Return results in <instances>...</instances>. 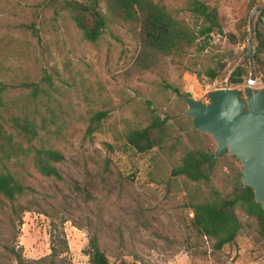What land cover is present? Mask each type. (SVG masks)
<instances>
[{
    "label": "rangeland",
    "instance_id": "1",
    "mask_svg": "<svg viewBox=\"0 0 264 264\" xmlns=\"http://www.w3.org/2000/svg\"><path fill=\"white\" fill-rule=\"evenodd\" d=\"M156 1L189 26L200 25L191 0ZM200 1L218 9L223 34L216 30L181 62L164 60L145 72L137 64L138 45L120 25L109 24L93 44L68 13L46 10L50 0H0V125L6 132L0 173L9 171L26 189L15 203L0 197V264H18L12 250L29 261L50 255L52 235L66 236L71 264H90L84 251L97 226L111 264H264L256 220L241 215L242 231L222 251L193 228V204L232 190L242 168L235 157L219 159L208 184L172 175L188 150L218 151L210 136L194 128L175 89L208 103L216 82L222 88L228 75L226 87L229 70L247 61L241 54L249 22L245 42L234 45L227 35L240 38L237 24L255 0ZM257 6L264 7V0ZM35 15L38 36L17 29L30 26ZM222 64L226 69L215 83L198 78ZM257 79L262 84L256 89H263L264 80ZM35 85L42 90L36 96ZM229 87L242 92L245 84ZM156 116L168 121L164 147L143 156L128 153L126 134ZM12 117L35 122L39 138L19 137L10 128ZM41 148L63 153L61 179L36 169L34 153Z\"/></svg>",
    "mask_w": 264,
    "mask_h": 264
},
{
    "label": "trees",
    "instance_id": "2",
    "mask_svg": "<svg viewBox=\"0 0 264 264\" xmlns=\"http://www.w3.org/2000/svg\"><path fill=\"white\" fill-rule=\"evenodd\" d=\"M256 5L253 1L237 24L240 38L234 34L227 37L236 45L247 39L249 16ZM105 9V11H104ZM190 11L198 19L200 25L192 27L184 20L175 16L161 1L156 0H50L46 10H53L55 14L66 12L70 15L83 38L93 44L98 43L109 24L124 27L131 38L139 47L137 64L145 72L158 69L164 60L181 62L192 55V52L202 47V40H206L216 30L223 34L218 9L209 6L200 0H191ZM38 16L29 26L21 24L17 29L31 32L38 36ZM264 13L258 20V46L256 50V78L264 80ZM204 43V42H203ZM226 69V64L218 68H209L199 74L203 75L213 84ZM251 78V70L247 61L239 66L229 77L230 86H240ZM42 91L39 85L33 88L36 96ZM175 93L179 96L191 97L190 94H181L178 89ZM10 128L19 137L28 142L39 138L40 128L27 118L12 117ZM168 121L160 116L154 117L150 124L143 129L131 131L125 136L124 148L128 153L137 156L148 155L154 150L164 147L168 135ZM5 129L0 125V155L1 142L5 139ZM10 139V138H9ZM65 157L59 150L41 148L35 150L34 165L38 172L47 177L61 179L58 165L64 162ZM220 163L215 153L204 149L188 150L182 159L181 165L172 172L173 177H185L194 183L208 184ZM239 174L232 190L215 191L202 202L193 204V228L200 238H207L213 242L217 251H222L226 246L233 244L244 227L241 215L254 219L259 225V232L264 238V211L256 204L254 191L245 188ZM25 187L9 171L0 173V197L15 203L25 194ZM25 213V212H23ZM52 253L42 259L29 261L19 252L12 250L18 264H71L67 259L69 244L66 236L52 235ZM89 257L90 264H111L101 248L100 229L94 228L90 236L88 248L84 251ZM121 264H137L122 262Z\"/></svg>",
    "mask_w": 264,
    "mask_h": 264
},
{
    "label": "water",
    "instance_id": "3",
    "mask_svg": "<svg viewBox=\"0 0 264 264\" xmlns=\"http://www.w3.org/2000/svg\"><path fill=\"white\" fill-rule=\"evenodd\" d=\"M262 13L264 7L254 8L248 45L241 54L249 61L251 78H256L258 19ZM208 97V103L184 97L188 106L185 115L192 119L197 131L213 139L218 149L216 159L228 155L240 162L243 186L253 189L256 204L264 211V88L246 87L241 92L227 84L225 88H215Z\"/></svg>",
    "mask_w": 264,
    "mask_h": 264
},
{
    "label": "built area",
    "instance_id": "4",
    "mask_svg": "<svg viewBox=\"0 0 264 264\" xmlns=\"http://www.w3.org/2000/svg\"><path fill=\"white\" fill-rule=\"evenodd\" d=\"M217 83H218V81L215 84V88L218 87ZM259 84H262V82L259 81L257 78H251L250 80L247 81L244 88H246V87L257 88Z\"/></svg>",
    "mask_w": 264,
    "mask_h": 264
},
{
    "label": "bare ground",
    "instance_id": "5",
    "mask_svg": "<svg viewBox=\"0 0 264 264\" xmlns=\"http://www.w3.org/2000/svg\"><path fill=\"white\" fill-rule=\"evenodd\" d=\"M233 70H234V69H232V70H229V74H230V73H231V71H233ZM227 77H228V75H227V76L225 77V79H224V81H225V84H226V81H227ZM225 84H223V85H222V88H225V87H224V85H225ZM222 88H220V89H222Z\"/></svg>",
    "mask_w": 264,
    "mask_h": 264
}]
</instances>
